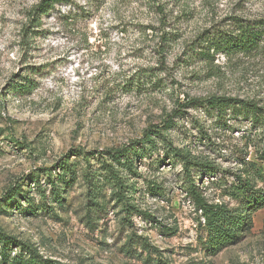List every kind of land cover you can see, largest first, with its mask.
I'll return each mask as SVG.
<instances>
[{"label":"rangeland","instance_id":"obj_1","mask_svg":"<svg viewBox=\"0 0 264 264\" xmlns=\"http://www.w3.org/2000/svg\"><path fill=\"white\" fill-rule=\"evenodd\" d=\"M38 2L0 0V264H264V207L212 251L182 168L161 146L133 157L138 176L123 172L129 203L156 222L126 213L107 169V150L179 108L166 134L218 168L192 171L208 200L239 208L210 180L229 184L243 158L264 169L257 131L187 102L226 94L264 105L263 53L201 55L232 18L264 16V0H67L31 21ZM28 70L32 93L8 92Z\"/></svg>","mask_w":264,"mask_h":264},{"label":"trees","instance_id":"obj_2","mask_svg":"<svg viewBox=\"0 0 264 264\" xmlns=\"http://www.w3.org/2000/svg\"><path fill=\"white\" fill-rule=\"evenodd\" d=\"M66 1L39 0L34 12L29 14L31 21L35 19L34 16L45 14L55 4ZM232 19L230 26L217 28L212 31L207 36V43L206 40H203L207 45L206 49L201 53L204 58H211L212 54L215 53L231 55L239 52H261L264 54V16L252 18L236 16ZM210 50H212V54H210ZM29 72L30 70L27 73L18 75V78L7 87L8 92L24 95L31 94L37 87V83L29 76ZM32 73H35V70ZM144 77H146V74L139 72V74L134 76V79L140 82V79L143 80ZM195 101L207 103L218 114L230 111L248 120L251 129L257 131L255 140H251L254 144H258L256 149L257 157L264 161V105L259 104L252 98H240L226 94H214L205 99L189 98L187 103ZM179 114H181V109H175L161 125L154 124L144 129L139 139L120 148L107 150L111 161V164L107 165V169L114 180L118 197L124 202L126 213L129 214L136 211L153 219L150 214L138 210L135 205L129 203V196L126 192L135 188L128 183L129 177L127 178L126 175L128 173H131L132 177L139 175L136 168L137 161L133 158L135 155H145L150 147L155 149L157 146H161L170 160L180 164L186 177L183 182L186 195L192 201L196 211H200V218L203 221L205 230V244L208 249L217 251L240 239L242 234L251 228V214L257 209L264 207V169L256 162L243 158L239 162V172L233 173L234 179L229 184L223 182L222 178L210 180L211 184L221 188L224 195L240 202V206L236 211L229 210L223 203L210 202L203 192V185H198V182L193 179L192 171L199 167L202 173L210 177H216L220 172L211 161L198 160L184 149L173 144L166 131L169 129L168 122L172 120L173 116ZM259 182L261 186L257 187ZM153 186L158 188L156 183ZM57 198H59L58 195ZM153 220L156 222L155 219Z\"/></svg>","mask_w":264,"mask_h":264}]
</instances>
